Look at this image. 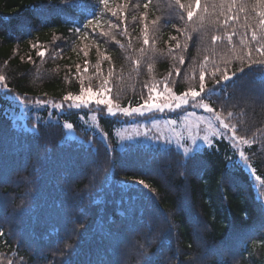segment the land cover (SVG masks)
Returning <instances> with one entry per match:
<instances>
[{"label": "trees", "instance_id": "obj_1", "mask_svg": "<svg viewBox=\"0 0 264 264\" xmlns=\"http://www.w3.org/2000/svg\"><path fill=\"white\" fill-rule=\"evenodd\" d=\"M78 4L0 0V264H183L206 251L195 264H264V65L253 63L264 61V2ZM225 68L237 75L217 85ZM202 71L206 91L215 89L205 102L248 141L251 172L223 137L186 155L120 146V121L105 106L59 113L35 103L106 87L113 104L134 107L148 100L145 84L154 100L165 81L175 94L199 90ZM4 83L33 103L5 99ZM141 179L147 187L132 183Z\"/></svg>", "mask_w": 264, "mask_h": 264}, {"label": "rangeland", "instance_id": "obj_2", "mask_svg": "<svg viewBox=\"0 0 264 264\" xmlns=\"http://www.w3.org/2000/svg\"><path fill=\"white\" fill-rule=\"evenodd\" d=\"M161 93L159 99L149 102L160 103L164 99V90ZM77 95H80V93L74 96ZM47 101H49L48 105L59 113L89 106V104H82L80 107H69L71 102L65 101L64 98L58 99L57 101ZM56 104H61L63 107H55L54 105ZM90 104H93L96 108L99 106L95 103ZM22 106L23 104H19V107ZM102 106L104 107V105ZM35 107L37 108V105H35ZM181 108L184 110L182 111ZM181 108H165L163 111L154 109L152 112L145 113L144 116L135 114L132 117H124L122 115L114 117L116 120L120 121V125L116 126L117 142L120 146L126 142L158 145L160 147L171 145L186 155L200 149L214 138L223 137L230 140L236 149L239 162L247 171H250L249 163L240 155L244 142L232 139L231 128L225 130L222 124L216 119L215 115L204 108L193 107L191 105H182ZM174 113L178 115H173ZM145 115L150 116L146 117ZM66 123L69 122L63 120V126ZM64 130L66 138L75 137L72 128L68 129L64 126ZM105 133L106 132L102 129L103 136L109 140L108 136L104 135ZM205 137L208 139L206 140Z\"/></svg>", "mask_w": 264, "mask_h": 264}, {"label": "snow or ice", "instance_id": "obj_3", "mask_svg": "<svg viewBox=\"0 0 264 264\" xmlns=\"http://www.w3.org/2000/svg\"><path fill=\"white\" fill-rule=\"evenodd\" d=\"M62 2H69V0H62ZM258 3L264 2V0H257ZM71 6L73 7H78V0H70ZM103 3L107 4L108 0H103ZM177 4H180V0H176ZM195 4L197 6H199L200 4V0H195ZM147 3L145 4V7H147ZM181 7H183V5L181 4ZM243 10V9H241ZM188 18L191 19L193 16V10L191 8V6H189L188 8ZM113 15H115V13H113ZM259 15L262 17V19H260L259 23L261 26H264V12L259 13ZM89 25H92L93 27H97L98 25L94 24L92 20L88 21ZM118 27V25H117ZM79 31V30H77ZM220 39V37L217 36H212V40L216 41ZM229 41L232 39L231 35L228 36ZM252 40H257V35L256 32L253 31L252 32ZM144 43L147 44L148 43V39L147 37H145ZM258 52H260L261 55H264V48H258L257 49ZM45 53L42 51L39 53V55L43 56ZM248 58L251 60V50H249L248 53ZM205 59H207V57H205ZM183 57H181V63H183ZM87 63V62H86ZM253 63L256 64H262L264 65V61H253ZM151 67V66H149ZM251 67V65L249 66ZM85 71H87V67L85 66ZM100 71L99 66L97 67V72ZM177 74H179L180 70L177 69ZM217 71L220 72V79L216 81L217 85H220L221 81H230L232 80L237 73L233 72L231 73V75L228 74L227 69L225 68L224 70H220L217 69ZM239 72L242 74L244 72V68H240ZM109 75H111V73H109ZM213 75H215V73H213ZM5 80V77L0 75V82H3ZM108 81H105V85L107 84ZM167 81H165V88H164V99L160 102V103H150L149 101L154 100L155 96H153V93L156 92V88L153 87H149L147 84H145V88H147L148 90V100H146L143 104L137 105L136 107H121L118 104H113V101L107 97L106 93L110 92V89L108 88H104L103 92L100 91H96L94 92L92 88H81L80 89V95L74 96L72 94H68L64 97L65 101H70L71 103L69 104V107H80L82 104L83 105H88L90 103H95L96 105H104L107 108V113L112 115L113 117H116L118 115H122L124 117H132L135 114H139L140 116H144L145 113L147 112H152L154 109L158 110V111H163L165 108H181L182 105H191L193 107H201L206 109L208 112L213 113L216 117V119L220 122V124H222L223 128L225 130H228L230 128V125L226 122H224L223 119H221V115L218 112H215V109L209 104L205 102V97L208 95L209 91H215V89H209L206 91V85H205V73L202 71L200 74V85H199V90L196 89H192L189 88L187 91L182 92L180 94H175L172 92V90L170 88H168L167 86ZM226 87V85H225ZM3 89L6 90L5 93V99H11L13 101H16L18 104H23V105H30L33 103L32 100H30L28 97H15L14 95L11 94V90L8 87L7 83L3 84ZM35 103L40 104V105H47L49 103V101L47 100H37L35 101ZM55 107H63V105L61 104H56L54 105ZM103 111V109H102ZM229 116L232 115V113L228 114ZM174 123V122H173ZM66 128L71 129L73 127V125L71 123H66L64 125ZM232 128V132H231V137L233 140H241L244 143H247L248 141L245 140L243 137H238L236 135V130H235V126H231ZM33 132L38 134V130L35 126H33ZM105 136L107 135L106 133L104 134ZM205 139L207 140L208 138L205 137ZM241 157H244V152L240 153ZM257 180H260L261 184H264V180H261V178L259 176L256 177ZM132 183L134 184H138L144 187H147V185L145 184L144 180H136L133 181ZM129 230H134L135 225H129ZM171 229L169 228V231ZM74 231V229L69 228V233L71 234V232ZM0 235H3L2 232H0ZM66 248H72L73 246L71 244H65ZM61 256L64 255L63 252L60 253ZM207 255V251L201 255H196L191 257L190 259L186 260L183 262V264H195L196 261H201L203 260V258ZM153 260L152 256H148L145 264H151V261ZM8 264H13L12 261H8ZM163 264V262H162Z\"/></svg>", "mask_w": 264, "mask_h": 264}]
</instances>
